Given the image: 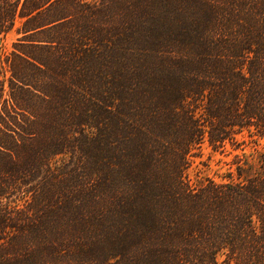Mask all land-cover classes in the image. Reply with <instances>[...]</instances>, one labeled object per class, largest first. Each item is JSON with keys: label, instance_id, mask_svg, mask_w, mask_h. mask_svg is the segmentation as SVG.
I'll return each instance as SVG.
<instances>
[{"label": "trees", "instance_id": "16d2710c", "mask_svg": "<svg viewBox=\"0 0 264 264\" xmlns=\"http://www.w3.org/2000/svg\"><path fill=\"white\" fill-rule=\"evenodd\" d=\"M11 32L0 264H264V0H0Z\"/></svg>", "mask_w": 264, "mask_h": 264}, {"label": "rangeland", "instance_id": "374dc122", "mask_svg": "<svg viewBox=\"0 0 264 264\" xmlns=\"http://www.w3.org/2000/svg\"><path fill=\"white\" fill-rule=\"evenodd\" d=\"M17 38L15 32H11L5 38L0 39V45L3 49H11L13 41ZM229 150L232 148L229 145ZM233 155L225 154L222 151H215L205 141L198 155L193 158L192 165L187 170V177L192 183L198 182L202 177L223 178L231 165Z\"/></svg>", "mask_w": 264, "mask_h": 264}]
</instances>
